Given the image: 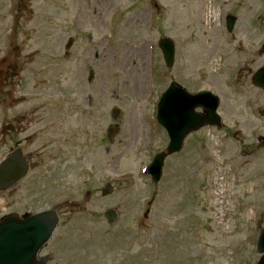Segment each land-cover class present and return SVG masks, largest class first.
Returning <instances> with one entry per match:
<instances>
[{
    "label": "rangeland",
    "instance_id": "rangeland-1",
    "mask_svg": "<svg viewBox=\"0 0 264 264\" xmlns=\"http://www.w3.org/2000/svg\"><path fill=\"white\" fill-rule=\"evenodd\" d=\"M29 1L32 9L21 17L29 23L14 29L19 45L18 112L29 113L30 122L14 140L21 141L32 167L28 177L0 199V212H79L71 222L63 219L42 252L49 264L256 263L260 255L255 238L264 228V168L243 164L249 155L245 149L243 158L233 161L239 147L225 142L220 129L192 133L179 152L166 155L157 184L141 172L154 154L165 153L168 143L155 119L157 96L171 82L190 94L210 92L219 98L220 115L223 81L235 60L238 38L244 36V50L251 49L246 37L264 38V21L255 29L251 20L255 11H263L264 0H127L113 40L116 52L104 58L100 54L95 65L91 54L82 59L81 112L72 108L76 99L66 93L74 87L77 66L75 49L66 51L62 38V31L67 37L69 29L64 22L68 12L64 14L60 0ZM12 14L19 12L11 10L9 2L3 5L4 54L7 48L10 52L7 23ZM227 15L235 18L230 34L225 31ZM162 38L175 46L169 69L157 47ZM89 69L93 87L86 82ZM139 77L142 89L133 90ZM92 89L95 129L76 118L93 110L86 103ZM236 101L237 111L225 130L236 119L248 118L249 111ZM113 107L120 110L119 131L109 143L105 132L113 125ZM9 119L10 107L4 104L0 121ZM71 120L78 121L76 132L65 127ZM11 146L12 136L4 134L0 160ZM222 180L228 187L224 194ZM106 186L111 194L102 197L100 190ZM107 209L117 212L112 226L101 219Z\"/></svg>",
    "mask_w": 264,
    "mask_h": 264
},
{
    "label": "flooded vegetation",
    "instance_id": "flooded-vegetation-1",
    "mask_svg": "<svg viewBox=\"0 0 264 264\" xmlns=\"http://www.w3.org/2000/svg\"><path fill=\"white\" fill-rule=\"evenodd\" d=\"M8 2L11 10L14 9L15 13L19 12V14L17 16H13L12 14L8 18L7 24L11 28L9 30L10 52L9 48H7L8 52L5 54L0 50L2 52L0 56V120L3 118L4 104H8L10 107V119L5 120V124L0 121V138L4 135V125L10 123L11 126L9 128H11V132L7 134L12 136V149L14 146L21 144L20 140H14V138L24 133V124L30 122L29 113L25 112L21 115L18 112L19 101L16 96V84L20 80L19 45L17 32L14 27L17 28L20 24L29 23V19L24 20L21 17L23 16V11H29L32 7L29 0H6L5 2L0 0V10ZM60 4L62 5L64 14L68 12L64 20L66 24L69 22V29L65 30L67 37L63 35L64 31H62V38L66 41L65 50L69 51L74 48L76 53L74 56L77 61L74 73V87L66 91V93H69V96H73L76 99L75 104H72V108H76L78 112H81L79 101L82 100L81 79L84 72L82 59L83 57L89 58L91 54V62L95 65L100 54L104 58L117 50L113 45V40L122 23V11L128 2L127 0L117 2L115 0H60ZM254 16L256 19H254ZM2 19L1 16L0 21ZM251 20L255 29H258L261 22L264 21V9L261 12L255 11L251 16ZM243 38L244 36L238 38L237 45L233 51L236 61L234 60L230 69H228V64L225 66V69L228 70L226 78L223 81L225 92L221 94L220 133L225 142L229 140L233 147H239L240 153L238 156L231 157L233 161L236 160L237 162L240 158H243V151L245 149L249 155L251 154L252 159L247 155L243 164L257 165L259 168H264V60L259 62V58L264 59V38L261 41H257L253 35L246 37V41L250 43L251 49L245 50L242 49V43L245 41V38ZM243 56L245 59H243ZM89 77L91 78L90 80ZM92 80L93 72L92 69H89L87 71L86 82L91 84ZM90 87H93V83ZM3 94L7 97L9 94L10 97L3 98ZM95 95L96 89H92L86 98V103L91 105L93 109L91 113L86 115L85 112L84 114L81 113L79 117L76 116L80 124H88L94 129L97 127L98 122V115L94 114V106H92V98ZM236 100H239L249 111L248 118L245 121H243V118L236 119L234 124L228 130H225L228 127L227 122L232 113L235 114L237 111L235 109ZM72 122L73 124H71ZM77 123V120H71L68 126L65 127H69L70 131L76 132L77 130L74 125ZM240 126L245 127L247 131L242 132ZM80 130L82 131V128ZM236 131H239V136ZM2 196L0 194V199H2ZM67 214L71 213L64 212L61 214L60 219L62 224L64 222L63 219L67 218L65 216Z\"/></svg>",
    "mask_w": 264,
    "mask_h": 264
},
{
    "label": "water",
    "instance_id": "water-1",
    "mask_svg": "<svg viewBox=\"0 0 264 264\" xmlns=\"http://www.w3.org/2000/svg\"><path fill=\"white\" fill-rule=\"evenodd\" d=\"M234 19L226 20V29L231 31ZM159 47L164 62L169 68L174 58V45L168 39H162ZM264 49V46H263ZM218 98L210 93L191 95L178 84L171 83L157 105V121L167 133L169 142L167 154L178 152L185 138L203 127H219L220 118L216 113ZM201 109V112L197 110ZM118 115L112 110V118ZM108 137L114 134L107 131ZM164 160V154H157L147 169L151 180L158 182ZM29 173V162L20 148L14 149L0 163V192L14 187ZM111 193L110 188L101 190L102 196ZM104 218L109 224L116 219L114 210H107ZM58 225L54 211H45L33 215L17 216L9 214L0 219V264H47L48 258L38 257L44 245L50 239ZM256 251L261 255L256 264H264V230L260 232Z\"/></svg>",
    "mask_w": 264,
    "mask_h": 264
},
{
    "label": "bare ground",
    "instance_id": "bare-ground-1",
    "mask_svg": "<svg viewBox=\"0 0 264 264\" xmlns=\"http://www.w3.org/2000/svg\"><path fill=\"white\" fill-rule=\"evenodd\" d=\"M210 19H211V16H210ZM141 81H143V80H141V77H139L138 79H137V84L136 85H134V87H133V90H141L142 89V84L141 85H139L138 84V82H141ZM214 180H215V177H214ZM214 180H213V184H214ZM223 188H224V192H222V194H224L225 193V191L227 190V184H225V182L222 180V185H221V189H222V191H223Z\"/></svg>",
    "mask_w": 264,
    "mask_h": 264
}]
</instances>
